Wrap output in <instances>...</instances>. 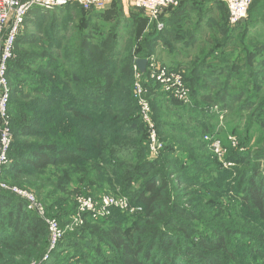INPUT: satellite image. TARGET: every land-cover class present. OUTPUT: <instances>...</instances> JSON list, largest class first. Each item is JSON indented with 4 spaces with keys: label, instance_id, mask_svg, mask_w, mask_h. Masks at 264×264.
Segmentation results:
<instances>
[{
    "label": "trees",
    "instance_id": "16d2710c",
    "mask_svg": "<svg viewBox=\"0 0 264 264\" xmlns=\"http://www.w3.org/2000/svg\"><path fill=\"white\" fill-rule=\"evenodd\" d=\"M147 22L136 8L126 18L118 2L103 12L69 5L25 17L7 72L8 183L35 191L58 222L76 213L77 194H119L134 211L84 215L48 251L44 222L1 191L0 264L46 254L43 264H264V49H236L209 65L234 40L228 22L217 25L209 53L185 71L169 68L183 72L189 105L142 74L163 144L151 157L132 94L135 60L153 56L162 38ZM214 107L228 112L223 145L229 134L244 148L228 147L229 169L203 140L215 137Z\"/></svg>",
    "mask_w": 264,
    "mask_h": 264
},
{
    "label": "built area",
    "instance_id": "2783aa9c",
    "mask_svg": "<svg viewBox=\"0 0 264 264\" xmlns=\"http://www.w3.org/2000/svg\"><path fill=\"white\" fill-rule=\"evenodd\" d=\"M227 11V22L229 26L236 27L247 17L248 10L254 0H222ZM69 5H75L84 11H101L105 8V0H0V192L7 191L17 196L26 204V209L34 212L45 224L49 234V249L55 248L63 234L58 228L55 220L42 216V207L34 200L33 195L28 192H20L11 190L5 183L1 182L3 169L8 163V153L12 142V132L10 129V119L8 115V103L10 99V86L8 81V65L14 58L15 42L20 34L25 17L34 8L42 11H52ZM179 0H134L133 7L140 9L148 16V23L154 25L158 32L163 30V24L160 22L161 13L164 10L176 8ZM147 60L146 71L148 80L159 84L161 91L172 96L184 105L191 103L190 89L184 84L182 71H175L161 65L155 60L154 56H150ZM135 84L133 88V98L139 109L140 116L144 120L148 128L149 154L151 157H157L162 149V143L157 138L155 128L151 122V108L147 97L148 90L140 83L142 73L134 65ZM213 111L219 115L222 120L225 112L220 111L218 107H214ZM204 141L209 143V148L214 152L218 161L223 167L233 166L232 163L226 162L223 158L226 150L223 148L220 139L203 136ZM230 144L236 148L237 141L233 137H228ZM86 207V211L93 212L91 217L96 220L106 217L110 214L111 209H118L122 212L132 213L134 209L129 206L126 198L113 199L106 198L103 204L99 205L96 210L94 205L82 204ZM80 210L84 211V208ZM81 222L75 223L80 224ZM48 258L46 254L41 260L32 264H43Z\"/></svg>",
    "mask_w": 264,
    "mask_h": 264
},
{
    "label": "crops",
    "instance_id": "0c3cea01",
    "mask_svg": "<svg viewBox=\"0 0 264 264\" xmlns=\"http://www.w3.org/2000/svg\"><path fill=\"white\" fill-rule=\"evenodd\" d=\"M113 2L121 5L126 18L134 9V0H105L104 10L94 11H106ZM143 13L148 21V16L144 11ZM160 22L164 28L160 32L162 38L154 50L155 60L168 68L185 71L195 58L209 53L214 47L218 36L217 25L227 22V13L222 0H179L176 8L161 13ZM149 26L151 25L147 22V27ZM229 30V35L234 40L220 48V53L216 54L219 59H214L213 54L209 65H220L221 58L224 63L232 60L236 49H264V0H255L246 19L236 27L229 26Z\"/></svg>",
    "mask_w": 264,
    "mask_h": 264
},
{
    "label": "rangeland",
    "instance_id": "374dc122",
    "mask_svg": "<svg viewBox=\"0 0 264 264\" xmlns=\"http://www.w3.org/2000/svg\"><path fill=\"white\" fill-rule=\"evenodd\" d=\"M39 37H42V36L39 35ZM14 57H15V54H14ZM198 57H201V56H198ZM261 57H264V56H261ZM144 81L145 80L141 79L140 83L144 84ZM134 84L135 83H133V88H134ZM133 88H132V94H133ZM146 99H148V98L146 97ZM149 104H150V100H149ZM150 108H151V113H152V115L150 117L151 118L150 120H151V122H152V124L154 126L153 128H155V131H156V134H157V138H158L157 127H156V123H155V120H154L151 104H150ZM225 111L226 112H225L222 120L219 119V115H216L215 119L213 121L209 122V125H214V127L216 126L215 127V131H214L215 132L214 133L215 134V138H219L220 139V142H221L223 148L226 150V152L223 155V157H221L222 160H223V158H225L226 154L228 153V147L231 150L233 149V150H236V151H239V152H243V150H244V148L239 146V140L236 138V136L233 137L237 141L236 148H234L235 146H233V144H230V142L228 141V137H232L229 134L226 136L227 138L225 137L226 141H228V143H227L228 147L224 146L223 143H222V137L221 136H223V132L227 133L229 131V128H228V125H227L228 121H229V118L227 119L228 112H227V110H225ZM138 113H139V109H138ZM139 117H140V120H141V122H142V124H143V126L145 128V132L147 133V136H148V128H147L144 120H142V118L140 116V113H139ZM226 120H227V123H226ZM218 134H219V136H218ZM162 146H163V144H162ZM148 151H149V147H148ZM210 153L215 156L214 152L211 149H210ZM217 161H218V159H217ZM231 167L225 166L223 168L224 169H229ZM261 170L264 171V164L261 166ZM8 180H9V177L7 176V174L6 173L3 174L1 182L5 183L11 190H18L20 192H28V193L32 194L34 200L42 207V210H43L42 211V216H44L46 218L49 217L50 219L55 220L57 225H58V228L62 232L63 236L65 235V232H72V231H75L76 229H79V227H81L83 225V223H84V215H88V214L90 216L93 215V212L86 211L87 208L82 206L83 203H86V205H91L92 204V205H94L96 207V210H97V209H99V205L103 204V200L106 199V198L120 199L119 194L98 193L100 195L95 196V197H93V196H85V195H81V194L78 195L77 194V197L75 198V203H76V206H77L76 213L73 214L71 217H69L67 223H65V221L58 222L57 219L52 217L51 215L47 216L46 204L41 199H39L37 197V193L35 191H33L32 189H25V188L23 189V188H21L19 186H16V185H11L10 183H8ZM73 188H74V186H69L68 187V192H72ZM224 197H225V201L229 202L230 205L235 204V202H234L235 200H233L232 198H228L226 195H224ZM80 207H83L84 211L80 210ZM111 210H110V212H111ZM78 222H81V223L80 224H75V223H78ZM48 259H49V257L47 258L46 261H48ZM72 259L73 258H71L69 260H72ZM35 261L36 260H30L27 264H32Z\"/></svg>",
    "mask_w": 264,
    "mask_h": 264
},
{
    "label": "water",
    "instance_id": "95a60500",
    "mask_svg": "<svg viewBox=\"0 0 264 264\" xmlns=\"http://www.w3.org/2000/svg\"><path fill=\"white\" fill-rule=\"evenodd\" d=\"M134 64L138 68L140 73H142V74L145 73L146 65H147V60L146 59H136Z\"/></svg>",
    "mask_w": 264,
    "mask_h": 264
}]
</instances>
